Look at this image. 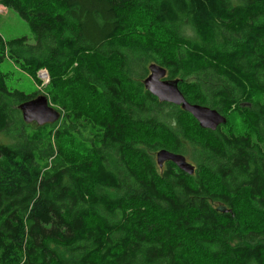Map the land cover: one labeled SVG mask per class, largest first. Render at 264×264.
Masks as SVG:
<instances>
[{
    "label": "trees",
    "instance_id": "16d2710c",
    "mask_svg": "<svg viewBox=\"0 0 264 264\" xmlns=\"http://www.w3.org/2000/svg\"><path fill=\"white\" fill-rule=\"evenodd\" d=\"M0 5L33 40L0 37L10 59L35 80L46 70L53 89L66 82L99 96L111 114L72 108L60 118L51 99L58 120L33 128L18 106L36 93L10 90L0 69V264H194L196 248L207 264H264V0ZM138 9L167 44L129 35ZM147 62L227 122L202 129L158 101L143 84ZM235 114L245 135L222 130ZM67 138L88 158L66 156L59 143ZM161 149L194 172L171 161L159 167Z\"/></svg>",
    "mask_w": 264,
    "mask_h": 264
},
{
    "label": "rangeland",
    "instance_id": "374dc122",
    "mask_svg": "<svg viewBox=\"0 0 264 264\" xmlns=\"http://www.w3.org/2000/svg\"><path fill=\"white\" fill-rule=\"evenodd\" d=\"M132 19V26L129 33L130 36L136 37L141 41L151 40L160 47L168 43V35L162 28L154 23L151 17L145 12L139 9L135 10ZM24 36L29 39L28 41L30 43L33 41L26 22L13 10L0 5V37L2 38L3 43ZM2 46L5 47V45ZM2 50H4V53L0 69L6 76V83L10 90H19L26 94L36 93V96H45L51 107L55 108L52 103L56 104V109L60 112V118L67 112V110L72 108L87 109L90 112L96 113L99 118H108L111 115L108 106L99 96L90 93L81 87L69 85L66 82L60 83L57 88L53 89L50 86L49 75L45 78L40 76V71L44 69L39 70L36 74V78L38 77L37 79H39H36V81L22 70L19 64L9 58L6 47L3 49L0 46V52ZM146 64L148 66L151 62H147ZM186 85L187 80L181 85V88L185 90L187 87ZM51 99H54L55 102L52 101L51 103ZM243 122L244 118L235 114L228 124L229 126L222 130L227 134H229L231 130L235 135H245L246 124ZM32 124H34V126H32L33 128L37 125L35 122H32ZM192 127L193 131L196 132L194 125ZM4 140L9 143L11 142L7 137H4ZM74 143L76 142H73L68 138L62 139L59 143V147L63 149L66 156H73L77 160L88 158V151ZM185 156L187 160H189V157L187 155ZM242 208L244 209V215L251 220V215L248 210L245 209V207ZM232 242L235 243L236 240L233 238ZM188 255H192L191 257L194 264H207V258L199 251V248L192 250Z\"/></svg>",
    "mask_w": 264,
    "mask_h": 264
},
{
    "label": "water",
    "instance_id": "95a60500",
    "mask_svg": "<svg viewBox=\"0 0 264 264\" xmlns=\"http://www.w3.org/2000/svg\"><path fill=\"white\" fill-rule=\"evenodd\" d=\"M143 84L158 101L180 106L182 110L188 112L202 129L214 131L227 122V118L215 109L188 102L179 89L178 79H167L166 69L157 64L148 65V75ZM18 108L26 123L35 122L37 125H43L55 122L59 118V113L48 104L45 96H37L20 104ZM166 161H171L187 174L194 172V166L181 154L166 149L159 150L156 153L158 166L161 167Z\"/></svg>",
    "mask_w": 264,
    "mask_h": 264
},
{
    "label": "built area",
    "instance_id": "2783aa9c",
    "mask_svg": "<svg viewBox=\"0 0 264 264\" xmlns=\"http://www.w3.org/2000/svg\"><path fill=\"white\" fill-rule=\"evenodd\" d=\"M40 76H41L42 78H45L46 76L48 77L47 71H46V70H41V71H40Z\"/></svg>",
    "mask_w": 264,
    "mask_h": 264
}]
</instances>
